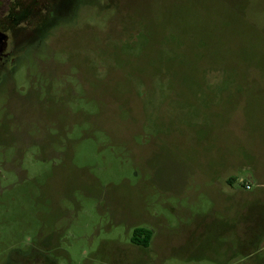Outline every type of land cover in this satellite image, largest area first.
I'll return each mask as SVG.
<instances>
[{"label": "rangeland", "instance_id": "rangeland-1", "mask_svg": "<svg viewBox=\"0 0 264 264\" xmlns=\"http://www.w3.org/2000/svg\"><path fill=\"white\" fill-rule=\"evenodd\" d=\"M67 1L0 89V264H264V0Z\"/></svg>", "mask_w": 264, "mask_h": 264}, {"label": "flooded vegetation", "instance_id": "flooded-vegetation-1", "mask_svg": "<svg viewBox=\"0 0 264 264\" xmlns=\"http://www.w3.org/2000/svg\"><path fill=\"white\" fill-rule=\"evenodd\" d=\"M53 1V0H52ZM73 1L67 3L72 5ZM40 2L47 3V0H0V89L7 92L8 86L5 80L14 67V63L26 51L25 49L38 39V31L50 24L53 15L56 14L58 7L49 8V12L45 10L44 24L41 22L38 26L33 24L35 18L36 5ZM52 4L51 2H48ZM60 10V9H59ZM31 44V45H32ZM5 108V102L3 103ZM23 254L22 264H54L53 259L46 256L39 259L37 253Z\"/></svg>", "mask_w": 264, "mask_h": 264}, {"label": "trees", "instance_id": "trees-1", "mask_svg": "<svg viewBox=\"0 0 264 264\" xmlns=\"http://www.w3.org/2000/svg\"><path fill=\"white\" fill-rule=\"evenodd\" d=\"M233 178L228 180V183H232ZM151 238V232L145 227H135L130 236V240L132 243H136L142 246H148V243Z\"/></svg>", "mask_w": 264, "mask_h": 264}, {"label": "built area", "instance_id": "built-area-1", "mask_svg": "<svg viewBox=\"0 0 264 264\" xmlns=\"http://www.w3.org/2000/svg\"><path fill=\"white\" fill-rule=\"evenodd\" d=\"M251 187H250V185L249 184H245V189H250Z\"/></svg>", "mask_w": 264, "mask_h": 264}]
</instances>
